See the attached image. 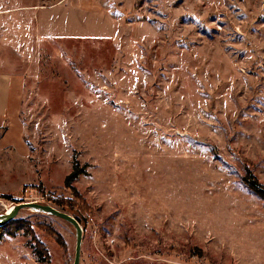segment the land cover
<instances>
[{
	"label": "rangeland",
	"instance_id": "obj_1",
	"mask_svg": "<svg viewBox=\"0 0 264 264\" xmlns=\"http://www.w3.org/2000/svg\"><path fill=\"white\" fill-rule=\"evenodd\" d=\"M61 1L0 0L24 138L8 116L0 153H28L0 158L16 171L0 216L78 217L80 264H264V202L243 182L264 185V0ZM13 221L0 264H73L68 223Z\"/></svg>",
	"mask_w": 264,
	"mask_h": 264
},
{
	"label": "crops",
	"instance_id": "obj_2",
	"mask_svg": "<svg viewBox=\"0 0 264 264\" xmlns=\"http://www.w3.org/2000/svg\"><path fill=\"white\" fill-rule=\"evenodd\" d=\"M63 1V0H62ZM62 1L60 3H62ZM59 2L52 5V6H48V7H43L41 9H45V8H52L54 6H57L60 4ZM39 9L37 11V13L41 10ZM97 14V13H96ZM99 15V14H97ZM103 20L106 21V23L111 26L112 24V19L110 17H105L106 19L103 18V16L105 15H99ZM112 27V26H111ZM38 28L40 29V26H38ZM98 35H102V34H95V35H78V34H65V35H57V36H62V37H95ZM17 77H15L14 75H11L7 72H0V119H2L3 124L5 126V131L1 134L0 136V140L4 139L5 135H6V131L8 129L7 127V123H8V116L11 117L12 121H14V123H16L19 127H20V132H21V138H23V127L20 123V120L18 118V113H19V109H20V103H21V87L20 85V81L18 79H16ZM19 84V85H18ZM14 106V107H13ZM24 141V140H23ZM27 154H24L23 157V162L21 164H17V160L14 161L11 158L5 157L2 153H0V158H5L7 160V162L5 163V165L12 163L13 167L14 166H20L21 168H23L24 163H25V158H27ZM21 161V160H18ZM17 164V165H16ZM2 165V163H0V166ZM6 168V167H5ZM16 171L15 170H9L7 169H3L0 168V178L7 180L10 179L9 177H11V174H14ZM20 173V172H18ZM6 185L0 186V191H9L7 187H5ZM14 189V188H12Z\"/></svg>",
	"mask_w": 264,
	"mask_h": 264
},
{
	"label": "water",
	"instance_id": "obj_3",
	"mask_svg": "<svg viewBox=\"0 0 264 264\" xmlns=\"http://www.w3.org/2000/svg\"><path fill=\"white\" fill-rule=\"evenodd\" d=\"M23 210L51 215L55 218L65 221L71 227H73L75 231V251H74L73 264H80L83 231L80 224L78 223V221H76L74 217L62 211H59L56 208L49 205H43L34 202L20 203L13 206L10 209V211H7L6 213L0 216V227H4L9 222L13 221L18 215V213Z\"/></svg>",
	"mask_w": 264,
	"mask_h": 264
},
{
	"label": "trees",
	"instance_id": "obj_4",
	"mask_svg": "<svg viewBox=\"0 0 264 264\" xmlns=\"http://www.w3.org/2000/svg\"><path fill=\"white\" fill-rule=\"evenodd\" d=\"M81 175H84V170H81L78 168L77 163L74 161L72 165V171L71 173L66 177L65 179V187L66 188H71L72 182L77 180ZM244 186L246 189L256 198L264 202V185H261L255 177H253L250 173H247L246 176L243 179ZM76 221L80 223L78 217H75ZM16 223L14 221L9 222L7 225L4 227H0V242L6 238V237H14L16 232L20 230L17 227H14ZM34 242V241H33ZM34 254L38 258V260H47L49 257L47 255V251L45 248L39 244V243H34Z\"/></svg>",
	"mask_w": 264,
	"mask_h": 264
},
{
	"label": "bare ground",
	"instance_id": "obj_5",
	"mask_svg": "<svg viewBox=\"0 0 264 264\" xmlns=\"http://www.w3.org/2000/svg\"><path fill=\"white\" fill-rule=\"evenodd\" d=\"M8 211H10V209Z\"/></svg>",
	"mask_w": 264,
	"mask_h": 264
}]
</instances>
